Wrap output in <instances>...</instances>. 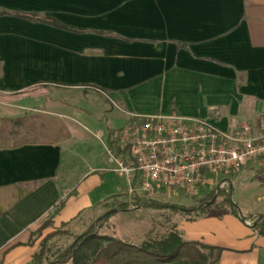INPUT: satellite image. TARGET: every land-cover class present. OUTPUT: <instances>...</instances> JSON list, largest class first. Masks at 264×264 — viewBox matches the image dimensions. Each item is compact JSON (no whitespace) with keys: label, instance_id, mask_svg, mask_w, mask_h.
Wrapping results in <instances>:
<instances>
[{"label":"crops","instance_id":"1","mask_svg":"<svg viewBox=\"0 0 264 264\" xmlns=\"http://www.w3.org/2000/svg\"><path fill=\"white\" fill-rule=\"evenodd\" d=\"M0 7L67 27L0 15V92L12 96L1 119L18 115V133L27 134L0 141V264H35L39 241L28 242L42 220L52 216L48 232L65 223L80 234L126 200L132 178L123 169L133 160L118 133L131 115L176 111L222 130L242 120L264 124V0H0ZM218 92L252 101L254 119L213 115L211 105L202 115L190 110L188 103ZM247 170L257 169L240 172ZM230 180L218 184L232 190ZM216 185L205 184L198 202ZM150 210L158 209L116 212L98 231L126 240L134 230L126 241L140 242L152 228ZM170 213L186 239L223 248L217 264H264V236L246 218Z\"/></svg>","mask_w":264,"mask_h":264},{"label":"built area","instance_id":"2","mask_svg":"<svg viewBox=\"0 0 264 264\" xmlns=\"http://www.w3.org/2000/svg\"><path fill=\"white\" fill-rule=\"evenodd\" d=\"M211 113L218 114L217 108ZM118 143L133 160L132 168L123 169L132 178L127 202L151 199L164 189L196 197L209 174L230 178L247 166L264 170V126L247 120L222 130L207 118L176 111L133 114L119 131Z\"/></svg>","mask_w":264,"mask_h":264},{"label":"trees","instance_id":"3","mask_svg":"<svg viewBox=\"0 0 264 264\" xmlns=\"http://www.w3.org/2000/svg\"><path fill=\"white\" fill-rule=\"evenodd\" d=\"M3 14H11L34 22L67 28L52 17L35 12H8L0 7V15ZM259 120V124H261L262 119ZM262 174H264V170L261 169L254 173L255 178ZM216 190L217 194L222 196V201L229 206V212L240 216L236 205L231 200V189L224 190L217 187ZM214 192L207 193L205 197L199 200L197 208L137 197L132 202L119 201L80 234L71 235L64 229L65 223L58 228H53L52 231L39 240L32 260L35 264H217L223 250L222 247L198 240H188L175 226L160 236L146 237L140 242L126 241L119 237L98 232L113 214L130 210V205L134 209H168L188 216L191 215L192 210H195L197 215H202L208 209ZM62 205L63 201H59L57 210ZM242 220H245V218H242ZM47 227H53L52 216L42 220L38 228L31 232L28 244L33 245ZM253 228L264 236V214L255 216ZM65 235H71L73 240L63 250L59 251L52 260H47L50 251V240Z\"/></svg>","mask_w":264,"mask_h":264},{"label":"rangeland","instance_id":"4","mask_svg":"<svg viewBox=\"0 0 264 264\" xmlns=\"http://www.w3.org/2000/svg\"><path fill=\"white\" fill-rule=\"evenodd\" d=\"M228 95L229 94L228 93L226 94L225 92H218L213 96L203 95L201 98H199L197 102L195 100L194 102L188 103V106L193 113H196L198 115H202L205 107L211 105L217 107V109H219L218 112H220L221 114H223L224 112L228 113V112L236 111L235 117L240 115L241 117H244L246 119H250V120L254 119V114H253L254 103L252 101L249 102L247 101V99H244L242 102H237V100L234 98V95H231L230 97ZM11 97H12L11 95H7L0 92V135L4 134V137L7 138L4 139V137H1L0 141L2 140L10 141L14 139L21 140V138H24L27 135L26 133H22V134L18 133L19 130L18 115L9 116L8 119H6L5 121L1 119L2 115H4L3 113L5 112L4 103L10 101ZM232 118L235 119L234 117ZM9 125L10 127L7 128V126ZM35 125H37V123L34 124V126ZM263 126L264 124L262 125L259 124V127H263ZM36 127L37 126H35L32 131L36 135H38L39 131L37 130L38 128ZM92 144L94 149L96 150L101 149L100 147L101 145H97L96 143L95 144L92 143ZM87 156L88 153L85 152L84 154L81 155L80 159H77V161H82L83 158H87ZM255 176L256 175H254V172L247 170L240 173L238 172L230 177L231 178L230 183L233 186V189L231 190L230 193L231 200L236 205L237 210L239 211V215L242 218H246V222L244 221V224L247 226L253 225V220L257 214H264V174L258 176L257 178H255ZM224 178L226 177L221 173L209 174L208 177L206 178L205 188L209 189L216 184H217L216 186H218L219 185L218 182H220ZM215 188L216 187H214V189H212L211 192L213 193L215 191L213 197L216 195V198L214 202L210 201L209 203V207H208L209 213H212L214 215H223L225 213H229L230 210L229 206L222 201V196L217 194V190ZM229 188H230V184H226L222 189L227 190ZM151 199L159 200L162 202L182 204L189 208H197L198 205L197 197L184 196L176 192L168 191L167 189L160 190L158 191V193L156 192V194L153 195ZM186 200H192V201L191 203H186ZM145 212L150 214V215L146 214V222L152 225V228L150 227L147 228L149 229V231L148 233H146L145 235L146 237H154V235L160 236L161 234L166 233L174 225L172 219L169 218V216L171 217L172 214L170 212H173V214H179L168 209H161V210L158 209L156 211L150 210ZM183 216L186 217L188 215H183ZM192 216H198L197 211H195L193 215L191 213L189 217ZM149 220H151L152 222ZM50 228L51 227L45 228L42 231V235L37 240L39 241L45 234H47ZM101 231L103 232V230ZM133 231L134 230L131 231L128 230V232L130 233H124L122 234V236H124L126 240H130V239L132 240L136 236ZM71 235L54 237L50 240L49 242L50 251L47 260H52L59 251L63 250L73 240Z\"/></svg>","mask_w":264,"mask_h":264},{"label":"water","instance_id":"5","mask_svg":"<svg viewBox=\"0 0 264 264\" xmlns=\"http://www.w3.org/2000/svg\"><path fill=\"white\" fill-rule=\"evenodd\" d=\"M216 198V195L213 197L212 201Z\"/></svg>","mask_w":264,"mask_h":264}]
</instances>
